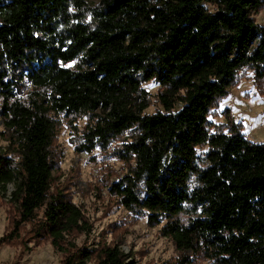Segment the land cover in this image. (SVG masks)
Returning <instances> with one entry per match:
<instances>
[{
	"label": "trees",
	"instance_id": "16d2710c",
	"mask_svg": "<svg viewBox=\"0 0 264 264\" xmlns=\"http://www.w3.org/2000/svg\"><path fill=\"white\" fill-rule=\"evenodd\" d=\"M263 4L0 0V193L13 185L0 246L22 254L48 240L60 264H135L117 243L72 241L87 221L54 183V139L59 116L85 115L86 151L129 132L115 151L127 169L108 187L149 225L165 219L160 232L179 254L160 264H264V142L247 139L227 108L213 131L207 118L243 67L264 95V24L253 17ZM148 80L162 107L153 113ZM196 146H206L200 160ZM185 211L196 216L182 223Z\"/></svg>",
	"mask_w": 264,
	"mask_h": 264
},
{
	"label": "rangeland",
	"instance_id": "374dc122",
	"mask_svg": "<svg viewBox=\"0 0 264 264\" xmlns=\"http://www.w3.org/2000/svg\"><path fill=\"white\" fill-rule=\"evenodd\" d=\"M87 6L97 4L98 0H85ZM85 20H89L88 11ZM255 22L264 24V4L253 14ZM149 101L144 109L146 113L162 110L157 100L158 83L154 80L142 81ZM227 108L234 121L241 123V131L251 141L264 142V95L256 92L252 82V71L247 67L237 72V81L229 87L228 93L216 106L210 109L208 120L213 124L225 122L224 109ZM86 121L85 115L78 117L72 124L59 116L54 144L57 154V170L53 172L54 183L78 205L87 221L86 229L76 236L73 242L78 247L90 248L98 243H117L120 250L132 258L135 264H160L178 256L173 242L160 232V223L149 225L145 210L134 211L126 209L118 198L109 190L108 184L122 176L127 165L116 155V149L129 139V132L123 131L115 136L107 146H95L86 151L80 146L82 128ZM73 125V126H72ZM226 131V129H223ZM6 132L0 120V151L4 150L7 140ZM206 146H196V154L202 159ZM13 160L17 155L7 153ZM12 183L0 193V234L6 225V204L2 201L9 197ZM143 189L140 186V194ZM199 209L197 210V212ZM196 213L185 211L177 215L182 223H187ZM29 248L21 254L18 247L0 246V264H60L62 254L48 240L41 243L30 242ZM83 264H92L85 260ZM191 264H209L206 260Z\"/></svg>",
	"mask_w": 264,
	"mask_h": 264
}]
</instances>
